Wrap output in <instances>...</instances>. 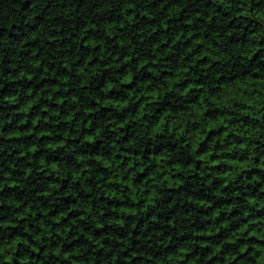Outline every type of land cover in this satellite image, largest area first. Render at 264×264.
I'll return each instance as SVG.
<instances>
[{
    "label": "trees",
    "instance_id": "trees-1",
    "mask_svg": "<svg viewBox=\"0 0 264 264\" xmlns=\"http://www.w3.org/2000/svg\"><path fill=\"white\" fill-rule=\"evenodd\" d=\"M0 264H264V0H0Z\"/></svg>",
    "mask_w": 264,
    "mask_h": 264
}]
</instances>
